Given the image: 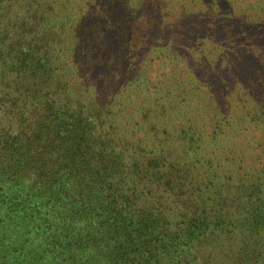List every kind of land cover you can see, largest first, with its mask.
Wrapping results in <instances>:
<instances>
[{"label": "trees", "instance_id": "1", "mask_svg": "<svg viewBox=\"0 0 264 264\" xmlns=\"http://www.w3.org/2000/svg\"><path fill=\"white\" fill-rule=\"evenodd\" d=\"M0 264H264V0H0Z\"/></svg>", "mask_w": 264, "mask_h": 264}]
</instances>
